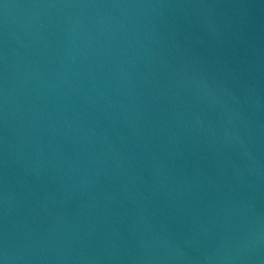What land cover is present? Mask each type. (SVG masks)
<instances>
[{"label": "water", "instance_id": "1", "mask_svg": "<svg viewBox=\"0 0 264 264\" xmlns=\"http://www.w3.org/2000/svg\"><path fill=\"white\" fill-rule=\"evenodd\" d=\"M3 264H264V0H0Z\"/></svg>", "mask_w": 264, "mask_h": 264}, {"label": "snow or ice", "instance_id": "2", "mask_svg": "<svg viewBox=\"0 0 264 264\" xmlns=\"http://www.w3.org/2000/svg\"><path fill=\"white\" fill-rule=\"evenodd\" d=\"M0 264H3V262H2V261H0Z\"/></svg>", "mask_w": 264, "mask_h": 264}]
</instances>
